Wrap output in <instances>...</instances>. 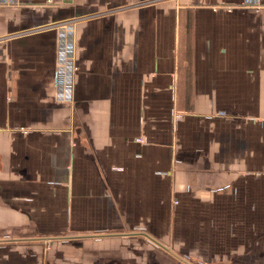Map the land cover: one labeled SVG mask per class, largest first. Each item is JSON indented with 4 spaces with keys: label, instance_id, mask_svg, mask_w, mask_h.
<instances>
[{
    "label": "crops",
    "instance_id": "crops-1",
    "mask_svg": "<svg viewBox=\"0 0 264 264\" xmlns=\"http://www.w3.org/2000/svg\"><path fill=\"white\" fill-rule=\"evenodd\" d=\"M0 264H264V0H0Z\"/></svg>",
    "mask_w": 264,
    "mask_h": 264
}]
</instances>
